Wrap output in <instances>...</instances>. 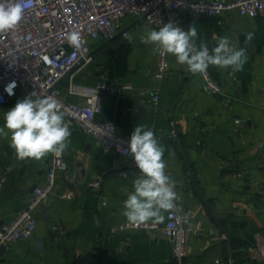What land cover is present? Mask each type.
Listing matches in <instances>:
<instances>
[{
    "label": "crops",
    "instance_id": "crops-1",
    "mask_svg": "<svg viewBox=\"0 0 264 264\" xmlns=\"http://www.w3.org/2000/svg\"><path fill=\"white\" fill-rule=\"evenodd\" d=\"M193 23L197 44L203 41L211 50L216 37L226 36L246 49L247 62L240 72L209 66L212 80L220 86L217 94L207 91L201 74L186 71L170 54L166 73L156 77L153 45L142 41L151 26L131 15L120 19L128 36L90 40L91 60L74 68L71 78L94 86L105 74L132 86L102 94L97 118L113 121L124 135L147 125L165 149L163 159L181 197L177 202L192 228L183 264H212L217 258L226 264H264L248 251L264 245V20L230 10L222 17L189 14L183 24L188 29ZM248 32H254V38L245 43ZM68 79L69 75L57 85L62 95ZM141 89L156 90L157 103L149 94L137 93ZM23 98L18 95L4 105L0 127L5 112ZM67 99L84 101L75 95ZM235 118L243 123L235 125ZM69 126L65 155L69 153L73 165L56 175L47 202L37 212L32 236L0 253V264H177L169 240L159 232L165 220L157 223V231L113 230L128 222L123 204L139 169L116 150L104 151L101 142L83 129ZM9 138L0 137V168L7 171L0 189V225L27 205L51 156L20 161ZM227 164L234 165L240 176L224 178ZM97 177L98 189L89 187Z\"/></svg>",
    "mask_w": 264,
    "mask_h": 264
},
{
    "label": "built area",
    "instance_id": "built-area-1",
    "mask_svg": "<svg viewBox=\"0 0 264 264\" xmlns=\"http://www.w3.org/2000/svg\"><path fill=\"white\" fill-rule=\"evenodd\" d=\"M13 2L15 0H0L5 5ZM230 10H235L242 17H260L264 20V0H32L31 6L25 8L20 25L15 30L0 34V116L8 100L18 95L24 98L33 92L41 98L51 95L60 103L69 124L95 137L104 151L114 149L126 156L137 168L127 151L131 135L120 133L113 121L97 118L102 105L101 91L112 93L132 86L129 83L119 84L105 74L100 76L96 85L84 86L71 78V72L91 60L90 40H109L117 34L128 36L126 29L120 26V19L125 15L142 17L155 30L172 22L187 31L183 23L189 14L222 17ZM73 30L81 33L83 43L78 49L67 40ZM155 54V76L162 77L168 69V60L166 55ZM67 75L69 79L65 95H62L57 85ZM201 76L208 92L217 94L220 91L219 84L212 80L208 69ZM137 93L141 96L149 94V100L154 104L159 98L156 90L141 89ZM68 95L81 96L84 101H70ZM233 123L241 125L243 122L235 118ZM66 168L65 152L59 156L51 154L43 178L34 186L27 205L0 225V247L7 250L14 242L32 236L37 224V212L47 202L56 175ZM166 174L171 179L167 168ZM6 175V169L0 168V189L6 182ZM229 176H240L234 165L224 172V178ZM100 180L97 177L88 186L98 189ZM178 216L185 219L178 223ZM187 216L183 206L177 202V209L170 214L165 213V221L159 228L160 234L169 240L177 264H183L188 254V235L192 228ZM118 228L157 231L158 225L147 222L137 227L125 222L113 227V230ZM248 251L264 261V245L251 247ZM212 264L226 263L217 258Z\"/></svg>",
    "mask_w": 264,
    "mask_h": 264
},
{
    "label": "clouds",
    "instance_id": "clouds-1",
    "mask_svg": "<svg viewBox=\"0 0 264 264\" xmlns=\"http://www.w3.org/2000/svg\"><path fill=\"white\" fill-rule=\"evenodd\" d=\"M31 4L32 0H15L8 5L0 3V34L15 30L24 19L25 8ZM253 38L254 32L246 33L245 43ZM198 39L196 24L185 31L172 22L163 24L159 30L146 28L142 37L143 43L154 46V52L174 56L177 64L193 74H205L209 66L231 69L232 74L243 70L247 62L245 48L224 36L216 37V46L210 50L203 41L197 44ZM67 40L77 49L83 43L81 33L76 30L68 34ZM34 97L35 92L6 111L4 125L0 127V137L10 136L9 147L20 161H38L49 154L59 156L70 145V126L60 103L51 95ZM127 151L134 159L139 175L123 204L122 215L137 227L149 221L162 223L165 213L176 210L177 201L181 199L176 182L166 174L165 149L154 132L141 124L134 127ZM176 219L179 223L185 218L178 216Z\"/></svg>",
    "mask_w": 264,
    "mask_h": 264
},
{
    "label": "water",
    "instance_id": "water-1",
    "mask_svg": "<svg viewBox=\"0 0 264 264\" xmlns=\"http://www.w3.org/2000/svg\"><path fill=\"white\" fill-rule=\"evenodd\" d=\"M139 19H142V17L141 18H139ZM110 40V39H109ZM107 93V91H101L100 92V94L102 95V94H106ZM66 159H67V166L68 167H72V165H73V162H72V160H71V156L69 155V153H66ZM35 186V185H34ZM34 188V187H33ZM46 211H47V209H46ZM47 214H49L48 212H47ZM225 235V238L227 239V242H228V248H229V252H230V254L232 255L233 254V250H232V248H231V246H230V242H229V239H228V236L226 235V234H224ZM4 251V248L1 246L0 247V253H2ZM172 261H173V263H176V260L173 258L172 259Z\"/></svg>",
    "mask_w": 264,
    "mask_h": 264
}]
</instances>
